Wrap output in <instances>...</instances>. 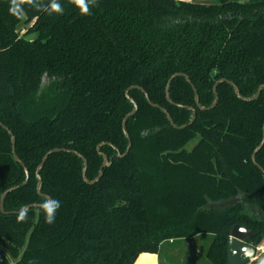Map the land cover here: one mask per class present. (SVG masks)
<instances>
[{
    "label": "trees",
    "instance_id": "obj_1",
    "mask_svg": "<svg viewBox=\"0 0 264 264\" xmlns=\"http://www.w3.org/2000/svg\"><path fill=\"white\" fill-rule=\"evenodd\" d=\"M45 4L49 0H43ZM63 14L22 6L9 12L0 0V199L4 210L61 202L55 222L41 208L26 222L0 210V264H135L143 254H159L167 242L212 237L209 264H228L235 225L253 231L250 242L264 243V174L252 162L263 138L264 0H218L216 4L176 0H96L81 15L69 0ZM27 25L21 35L19 27ZM170 86V104L166 86ZM195 101V87L201 106ZM151 102L168 111L175 129ZM179 105L180 107H178ZM194 147L189 144L196 141ZM102 144H110L103 145ZM111 160L99 182L103 158ZM264 170V146L256 155ZM23 185V186H22ZM237 200L228 206L231 200Z\"/></svg>",
    "mask_w": 264,
    "mask_h": 264
},
{
    "label": "water",
    "instance_id": "obj_2",
    "mask_svg": "<svg viewBox=\"0 0 264 264\" xmlns=\"http://www.w3.org/2000/svg\"><path fill=\"white\" fill-rule=\"evenodd\" d=\"M177 77H184L186 79V81L191 84L189 78L186 76V75H183V74H176L174 76H172L170 78V80L168 81L167 83V86H166V97H167V100L170 104L174 105V103L172 102L171 98H170V86H171V83L174 79H176ZM224 80H220L218 82H216L215 86H214V89H213V92H214V95H215V101L213 103V105H211L210 108H205L203 106H201L200 104V101H199V95L195 89V87L192 85V88H193V91L195 93V101H196V105L198 107L199 110L201 111H205V110H208V109H211L214 108L216 105H217V102H218V94H217V87L220 83H222ZM229 84L233 87L234 89V92H235V95L237 96L238 99L244 101L245 102H252L254 100H257V98L260 96V94H262V92H264V85H261L256 94L252 97H243L238 89V87L234 84V83H231L229 82ZM133 89H136V90H139L141 91L145 97H146V100L147 102L153 107V108H156V109H159L166 117H167V120L169 121V123L171 124V126L175 129H185L187 128L188 126H191L194 122H195V119H196V114H197V111L196 109L194 108H188L193 114L191 116V119H190V122L187 124V125H184L182 127H178L172 120V117L170 116V114L168 113V111L158 105H155L151 102L148 94L144 91V89L140 88V87H132L130 89H128L126 91V98L127 100L133 105L134 109L132 112L128 113V115L124 118L123 120V123H122V129H123V133H124V136L125 138L129 141V144H128V147H127V150L125 152L124 155H121L120 152L117 151V157L118 158H123L125 157L130 148H131V142H130V138H129V134L127 132V123H128V120L130 118H133L135 116V114L137 113L138 111V106L136 104V102L129 96L130 95V91L133 90ZM178 107H180L179 105H177ZM0 127H2L5 131L8 132L10 138H11V143H12V153H13V157L15 159V161L17 163H19L23 168H24V171L26 173V179H25V182L23 183V185H26L29 181V173H28V170L25 168L24 164L22 163V161L18 158V156L16 155L15 153V146H16V141H15V138L12 134V132L7 128L5 127L3 124L0 123ZM103 145H109L110 144H102L101 146ZM98 147L97 151L99 153V155L103 158V164H102V167L99 171V175L97 177L96 180L94 181H89L87 179V176H86V173H87V168H88V164H87V159H85L82 155H80L79 153L77 152H74V151H68V150H65V149H54L50 152H48L42 159V162L41 164L39 165V167L37 168V172H36V178H37V192L40 196H42V193H41V188H42V178H41V170L42 168L44 167L45 163L47 162L48 158L54 154V153H59V152H70V153H73L75 154L78 158H80L83 162V171H82V177H83V180L86 184L88 185H94L95 183L99 182V180L101 179L102 177V174H103V170L107 167H110L111 166V160L108 159V157L104 154H102L100 152V147ZM264 146V127H263V138H262V142L261 144L259 145V147L254 151L253 155H252V162L254 163V165H256L258 167V169L260 171L263 172L264 174V170L258 165L257 161H256V155L258 154V152L260 151V149H262V147ZM22 185V186H23ZM19 187H13V188H10L9 190L5 191L2 196H1V199H0V210L3 214H18V211L16 212H11V213H7L5 212L4 210V203H5V199L7 197L8 194H10V192H14L15 190H17ZM46 199H51L49 198L48 196H44ZM237 200H231L227 203L228 206L230 205H233L234 203H236ZM40 205L41 204H33V205H29L27 206V209L28 211L30 209H39L40 208ZM255 237V234L253 233V231H250L248 230L247 228L241 226L240 225H235L231 232H230V237H229V241H228V249H227V260H228V264H264V252H260V250L256 249L255 246H253L252 244H250V242L254 239ZM258 248V247H257ZM247 253H251V255H248Z\"/></svg>",
    "mask_w": 264,
    "mask_h": 264
},
{
    "label": "clouds",
    "instance_id": "obj_3",
    "mask_svg": "<svg viewBox=\"0 0 264 264\" xmlns=\"http://www.w3.org/2000/svg\"><path fill=\"white\" fill-rule=\"evenodd\" d=\"M69 2L74 5L80 12L81 15H90L91 6L95 5L96 0H69ZM28 4L37 10L47 11L48 14L56 13L63 14V6L58 2V0H49V3L45 4L43 0H11V6L9 12L17 17H22L23 8L22 6ZM61 207V202L57 199H45L41 203L40 208L44 213L45 222L52 224L55 222L56 213ZM28 218V209L26 206H20L17 214V222L23 223L26 222ZM251 255V253H247ZM34 264V262H30Z\"/></svg>",
    "mask_w": 264,
    "mask_h": 264
},
{
    "label": "rangeland",
    "instance_id": "obj_4",
    "mask_svg": "<svg viewBox=\"0 0 264 264\" xmlns=\"http://www.w3.org/2000/svg\"><path fill=\"white\" fill-rule=\"evenodd\" d=\"M201 4H216L218 0H196V3ZM27 25H22L19 27L21 35L26 33ZM197 140L190 143L188 148L194 147L193 145L196 144ZM212 237H200V239L191 241V244L185 243V241H177L174 245L170 244L169 242L162 245L160 249V256L167 261L168 263H176V264H189L190 262L186 259L184 262V258L181 257L180 252H186V255H189L191 250L198 247L200 249V255L198 256L199 260L205 258V254L207 253L208 246L211 244ZM187 242V241H186ZM189 242V241H188ZM173 251V253L171 252Z\"/></svg>",
    "mask_w": 264,
    "mask_h": 264
},
{
    "label": "crops",
    "instance_id": "obj_5",
    "mask_svg": "<svg viewBox=\"0 0 264 264\" xmlns=\"http://www.w3.org/2000/svg\"><path fill=\"white\" fill-rule=\"evenodd\" d=\"M176 1H183V2H190V3H196V0H176ZM200 239V237L194 238V239H187L183 240L185 243L191 244V241ZM187 241V242H186ZM189 241V242H188ZM177 241L169 242L170 244H175ZM262 248L261 252H264V243L260 246ZM173 253V251H171ZM181 257L184 258V262L187 259L190 263L189 264H209L206 258L202 259V261L199 260L198 256L200 255V249L198 247L191 250L189 255H186L183 251L180 252ZM186 263V262H185ZM135 264H176V263H168L165 261L162 256L159 254H143L141 257L138 258V261H136Z\"/></svg>",
    "mask_w": 264,
    "mask_h": 264
},
{
    "label": "built area",
    "instance_id": "obj_6",
    "mask_svg": "<svg viewBox=\"0 0 264 264\" xmlns=\"http://www.w3.org/2000/svg\"><path fill=\"white\" fill-rule=\"evenodd\" d=\"M256 249L260 250V252H261V250H262V248H260V246H259L258 248H256ZM261 253H262V252H261Z\"/></svg>",
    "mask_w": 264,
    "mask_h": 264
}]
</instances>
